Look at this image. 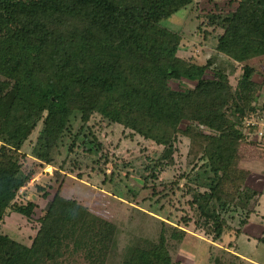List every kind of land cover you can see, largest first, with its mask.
<instances>
[{
    "label": "trees",
    "instance_id": "16d2710c",
    "mask_svg": "<svg viewBox=\"0 0 264 264\" xmlns=\"http://www.w3.org/2000/svg\"><path fill=\"white\" fill-rule=\"evenodd\" d=\"M228 1L237 4L233 10L208 13L197 25L217 51L202 64L179 55L183 31L163 24L196 0H0V264H48L83 246L92 264H107L111 247L118 264H175L168 244L181 243L193 221L184 217L182 227L151 215L158 235L141 236L119 254L124 232L64 197L63 181L39 187L46 203L35 218L38 204L21 193L35 174L25 169L28 157L80 177L86 157L110 184L125 170L139 182L141 189L129 188L134 197L148 191L144 200H153L155 211L185 190L199 214L197 233L214 246L224 244L225 233L244 232L262 196L241 164L249 146L243 121L264 107L255 81L264 77V0ZM239 69L234 88L231 76ZM103 126L123 127L162 150L144 167L115 162L97 133ZM182 135L190 141L192 169L160 181ZM12 213L39 224L31 244L4 232ZM231 247L223 248L231 253Z\"/></svg>",
    "mask_w": 264,
    "mask_h": 264
},
{
    "label": "rangeland",
    "instance_id": "374dc122",
    "mask_svg": "<svg viewBox=\"0 0 264 264\" xmlns=\"http://www.w3.org/2000/svg\"><path fill=\"white\" fill-rule=\"evenodd\" d=\"M220 3L217 7L216 4ZM237 4L230 5L228 0H196V2L186 10L180 11L163 24L177 31H183V42L179 51V55L185 58H193L198 63H206L211 56L216 53V49L212 40H204L202 33L198 30L197 25L204 21L205 16L212 12L229 13ZM225 60L226 67L229 59L223 55L221 60ZM242 70L239 69L231 76V83L234 88L237 87L238 80ZM255 81L261 84L264 94V77L261 74L255 76ZM175 89L185 86H192L190 83H174ZM263 105L264 102H259ZM256 126L257 129H251ZM245 134L249 137L245 146L242 166L251 171L248 183L253 188L258 189L261 193L260 206L244 232L241 234L225 233L224 244H215L197 233L195 221L198 218L197 211L188 206L187 201L192 199L191 195H185V190L177 192L170 203L165 200V208L155 211L152 205L153 200L146 199L148 191L138 192V196L134 197L129 188L141 189L139 183L133 176L127 177L126 172L120 176H114L112 184L103 183L104 176H97L88 166L86 157L83 159L84 173L83 177L74 174H59L56 167L52 165L43 166L38 161L28 157L25 169L34 170L33 179L28 182L27 186L22 188L21 193L26 199L35 201L38 207L35 210V218L41 215V208L45 205L46 200L43 198V192L39 187L53 185L58 187L63 181L62 195L69 199L77 200L85 210L94 213L101 218L114 223L122 232L119 241V254L126 249V245L132 241H136L139 237H156L160 230V224L151 215L169 218V223L187 227L184 223V217H192L193 221L189 224L187 235L181 243L173 240L169 242V249L175 264H218L220 261L226 264H264V107L259 106L256 111L251 112L243 121ZM98 129V135L106 145L110 155H113V161H119L130 165L137 164L138 167L148 162L147 157H154L157 150L161 151L162 147H157L154 143L146 141L140 136L131 138L128 132L123 131V127L110 126ZM256 131V132H255ZM262 133V134H261ZM259 136H255L258 135ZM37 134H35L36 136ZM35 136L33 138L35 139ZM249 141H253L251 143ZM257 142V143H255ZM189 139L180 137L177 148L174 152V162L159 173L160 181L171 182L177 179L184 171L192 169L190 155ZM30 152V144L24 150ZM65 155H61L58 162L64 159ZM112 169V163L109 164ZM128 171H132V167H128ZM128 173V172H127ZM127 177V178H126ZM185 179L181 180V187L185 184ZM128 185V186H127ZM114 189V191H113ZM135 189V190H137ZM117 191V192H116ZM122 193L121 195L118 193ZM55 190L50 191V198L54 195ZM156 212V213H153ZM158 214V215H157ZM39 224L37 222H29L26 217L21 214L12 213L6 219L3 227L4 232L10 234L14 239L25 244L32 243V235L35 234ZM234 243L227 253L224 251V245L229 246ZM115 251L111 247L109 262L107 264H118ZM235 249V250H234ZM239 253V254H238ZM89 249L83 246L79 250L71 248L70 253L59 257L48 264H92L93 258L88 257ZM237 255L239 256L237 258ZM241 255L245 257L240 258Z\"/></svg>",
    "mask_w": 264,
    "mask_h": 264
},
{
    "label": "crops",
    "instance_id": "0c3cea01",
    "mask_svg": "<svg viewBox=\"0 0 264 264\" xmlns=\"http://www.w3.org/2000/svg\"><path fill=\"white\" fill-rule=\"evenodd\" d=\"M255 136H259V134L258 135H255ZM249 184V183H248ZM250 185V184H249ZM235 250V249H234ZM239 254V253H238ZM243 257H245L244 255H241L240 256V258H243ZM244 259V258H243Z\"/></svg>",
    "mask_w": 264,
    "mask_h": 264
},
{
    "label": "built area",
    "instance_id": "2783aa9c",
    "mask_svg": "<svg viewBox=\"0 0 264 264\" xmlns=\"http://www.w3.org/2000/svg\"><path fill=\"white\" fill-rule=\"evenodd\" d=\"M262 134V133H261Z\"/></svg>",
    "mask_w": 264,
    "mask_h": 264
}]
</instances>
